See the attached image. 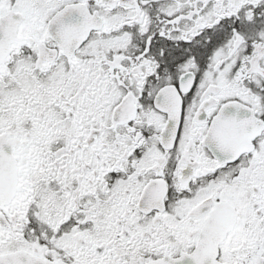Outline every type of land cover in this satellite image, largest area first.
I'll return each instance as SVG.
<instances>
[{"label": "snow or ice", "instance_id": "6c2138e0", "mask_svg": "<svg viewBox=\"0 0 264 264\" xmlns=\"http://www.w3.org/2000/svg\"><path fill=\"white\" fill-rule=\"evenodd\" d=\"M0 264H264V0H0Z\"/></svg>", "mask_w": 264, "mask_h": 264}]
</instances>
